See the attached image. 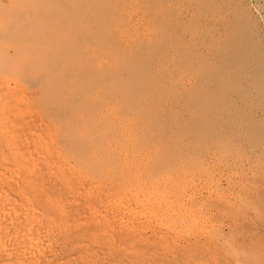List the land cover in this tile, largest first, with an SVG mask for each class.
<instances>
[{
	"label": "rangeland",
	"instance_id": "obj_1",
	"mask_svg": "<svg viewBox=\"0 0 264 264\" xmlns=\"http://www.w3.org/2000/svg\"><path fill=\"white\" fill-rule=\"evenodd\" d=\"M182 1L0 0V205L49 239L27 264H264V151L224 133L236 98L263 115L258 40L236 0Z\"/></svg>",
	"mask_w": 264,
	"mask_h": 264
},
{
	"label": "bare ground",
	"instance_id": "obj_2",
	"mask_svg": "<svg viewBox=\"0 0 264 264\" xmlns=\"http://www.w3.org/2000/svg\"><path fill=\"white\" fill-rule=\"evenodd\" d=\"M170 1V8H174V6L175 5H177V4H179V5H184V3H183V1L181 0H169ZM200 1V0H199ZM250 1V0H249ZM236 2H238V7H236V8H234V11L233 12H235L236 14H237V16H236V18H237V20L241 23V30H243V32L244 31H247L246 33V35L248 36V37H251V39L252 40H258L257 41V45H256V47H255V49L253 50V52H251V50L250 51H246V55H245V58H246V62H247V64H250V65H252L254 68V72L257 74V76H261L263 73H264V33L262 32V34L259 32V30H260V20H261V22H263L262 23V25L264 26V2H263V4L262 5H254V3H252L251 1V3H246L244 0H236ZM89 3V2H88ZM194 5V4H193ZM176 7V6H175ZM252 7H253V12H252ZM261 7H262V9H261ZM18 12V11H17ZM212 14V13H211ZM235 14V15H236ZM228 15H229V17H232V13H230V11L228 12ZM164 18H166V17H164ZM231 20H232V18H230ZM230 19L229 18H227V20H228V22H230ZM163 20V19H162ZM190 20V19H189ZM88 26H89V24H88ZM249 26V27H248ZM239 27V26H238ZM228 28V27H227ZM12 31V30H11ZM232 34V33H231ZM262 36H261V35ZM216 36H218V35H216ZM212 37V36H211ZM235 38H236V36H235ZM217 39V38H216ZM14 43V42H13ZM170 43V42H169ZM227 43H228V41H227ZM242 48V47H241ZM153 51V50H152ZM257 61V62H256ZM230 65V64H229ZM234 65V64H233ZM56 66H57V64H56ZM201 67V66H200ZM54 69V68H53ZM62 69V68H61ZM51 70V69H50ZM263 76H264V74H263ZM213 77V76H212ZM32 79V78H31ZM237 79V78H236ZM235 79V80H236ZM209 80V79H208ZM240 80V79H239ZM264 80V79H263ZM9 82V81H8ZM35 82V81H34ZM198 82V81H197ZM31 84V83H30ZM32 85V84H31ZM246 88V83H242L241 84V90L243 91V89H245ZM196 91V90H195ZM1 92V91H0ZM78 93V92H77ZM241 94V93H240ZM247 96V95H246ZM21 98V97H20ZM254 98V97H253ZM1 99V98H0ZM22 99V98H21ZM22 101V100H21ZM200 101V100H199ZM198 102V101H197ZM74 104V103H73ZM8 106V105H7ZM188 106H189V104H188ZM191 107V106H190ZM246 107H247V104H245V103H243V100H239V98H236L234 101H232V103H231V107H230V110L228 111V112H226L225 113V119L228 121V122H232V121H236L237 122V126H236V128H232V127H229V125L224 129V133H226L227 134V136H229V138H231L230 140L235 144H238V146L240 147V150L241 149H245L246 151H248V152H255V151H257V150H262V151H264V117H263V115H264V110H263V115H258L257 117L254 115V116H252L251 118H250V116H249V114H248V112H246ZM7 109V108H6ZM34 109V108H33ZM190 109V108H189ZM188 109V111H190ZM201 109V108H200ZM263 109H264V103H263ZM32 110V109H31ZM37 110V109H36ZM212 112V111H211ZM185 113H186V111H185ZM189 113V112H188ZM200 113V112H199ZM219 113V112H218ZM187 114V113H186ZM19 115H22V114H19ZM202 115V114H201ZM207 115V114H206ZM205 114H204V116H206ZM62 116V115H61ZM184 116V115H183ZM199 116H200V114H199ZM185 117H187V116H185ZM209 117V116H208ZM210 118V117H209ZM205 120H206V118H205ZM187 121V120H186ZM39 123V122H38ZM192 123V122H191ZM41 124V123H40ZM181 126V125H180ZM179 126V127H180ZM184 126V125H183ZM211 127V126H210ZM213 128V127H212ZM211 128V129H212ZM174 129V128H173ZM179 129V128H178ZM63 130V129H62ZM208 130V129H207ZM221 131H223V130H221ZM190 132V131H189ZM196 132H198L197 130H196ZM209 132V131H208ZM211 132V131H210ZM220 132V131H219ZM184 134V133H183ZM182 134V135H183ZM194 134V133H193ZM221 135H222V133H221ZM180 136V135H179ZM219 137V136H218ZM191 138V137H190ZM208 138H210V137H208ZM188 139V138H187ZM197 139V138H196ZM212 139V138H211ZM204 140V139H203ZM223 140V139H222ZM221 140V141H222ZM225 140V139H224ZM189 141H190V139H189ZM195 142H196V140H195ZM200 142H201V140H200ZM203 142V141H202ZM201 142V143H202ZM205 142V141H204ZM215 142V141H214ZM192 143V142H191ZM197 143H198V141H197ZM213 142H211V143H209V144H212ZM204 144H206V143H204ZM203 144V145H204ZM197 145H199V143L197 144ZM208 145V144H207ZM215 146V145H214ZM45 147V146H44ZM47 147V146H46ZM200 147V146H199ZM213 147V146H212ZM229 147V146H228ZM231 147V146H230ZM72 148V147H71ZM206 148V147H205ZM73 149H74V146H73ZM75 149H76V147H75ZM211 149V148H210ZM214 150V149H213ZM217 151V150H216ZM177 153V152H176ZM212 153V152H211ZM185 154V153H184ZM59 155V154H58ZM187 155V154H186ZM192 155V154H191ZM191 155L189 156V157H191ZM59 157V159H60V156H58ZM208 157V156H207ZM62 158V157H61ZM210 158V157H209ZM58 159V158H57ZM212 159V158H211ZM20 160V159H19ZM226 161L228 160V159H225ZM27 161V160H26ZM63 161V160H62ZM59 162V161H58ZM181 162V161H180ZM209 162V161H208ZM207 161H206V163H208ZM243 162V161H242ZM47 163H49V162H47ZM176 163V162H175ZM211 163V162H210ZM226 163V162H225ZM225 163H224V165H225ZM56 164H58V163H56ZM221 164V163H220ZM48 165H50V163L48 164ZM210 165V164H209ZM208 165V166H209ZM172 166V165H171ZM232 166H233V164H232ZM234 167V166H233ZM49 168H50V166H49ZM180 168H182V167H180ZM199 168V167H198ZM26 169H28V168H26ZM195 169V168H194ZM228 169V168H227ZM201 170V169H200ZM208 170V169H207ZM209 170H210V168H209ZM225 170V169H224ZM233 170V169H232ZM231 170V171H232ZM71 171V170H70ZM228 171V170H227ZM229 171H230V168H229ZM49 172V171H48ZM51 172H53V171H51ZM60 172V171H59ZM208 172V171H207ZM235 172V171H234ZM15 174V173H14ZM34 175H35V173H33ZM54 174V173H53ZM207 174V173H206ZM63 175L64 174H61L60 176H62L63 177ZM17 176V175H16ZM199 176V175H198ZM234 176V175H233ZM54 177V176H53ZM57 177V176H56ZM61 177V178H62ZM65 177H66V173H65ZM200 178H201V176H199ZM203 177H204V175H203ZM31 178V177H30ZM65 179V178H64ZM64 179H62V181L64 180ZM219 179V178H218ZM34 180H35V178H34ZM38 180V179H37ZM54 180V179H53ZM66 180H68V179H66ZM65 180V182H67ZM38 181H40V180H38ZM70 181V180H69ZM197 181V180H196ZM210 181H212L211 179H210ZM214 181V180H213ZM49 182V181H48ZM202 182H203V180H202ZM201 182V183H202ZM64 183V182H63ZM199 182H197V184H198ZM51 184V183H50ZM71 184H73V183H71ZM196 184V185H197ZM206 184V182L204 183V185ZM220 184V183H219ZM88 185V184H87ZM86 185V186H87ZM94 185V184H93ZM177 185V184H176ZM213 185V184H212ZM222 185V184H221ZM224 185H225V183H224ZM70 186V185H69ZM82 186H83V184H82ZM198 186V185H197ZM201 187H202V185H200ZM206 186V185H205ZM211 186V185H210ZM210 186H208V188L210 187ZM214 186V185H213ZM76 187H78V186H76ZM169 187V186H168ZM194 187V186H193ZM196 187V186H195ZM207 187V186H206ZM219 187V185L217 186V188ZM227 187V186H226ZM208 188H206V189H208ZM211 188H212V186H211ZM77 189V188H76ZM83 190H84V188H82ZM96 189V188H95ZM199 189V188H198ZM206 189H205V191H206ZM220 189H221V187H220ZM222 189H224V188H222ZM231 189V188H230ZM229 189V190H230ZM236 189V188H235ZM74 190V189H73ZM102 190V189H101ZM193 190H194V188H193ZM203 190V189H202ZM201 190V191H202ZM215 190V189H214ZM213 190V191H214ZM219 190V189H218ZM70 191V190H69ZM81 191V190H80ZM208 191V190H207ZM226 191V190H225ZM240 191V190H239ZM71 192H72V190H71ZM193 192V191H192ZM235 192V191H234ZM77 193V192H76ZM104 193V192H103ZM204 193V192H203ZM210 193V192H209ZM4 194V193H3ZM101 194V193H100ZM25 195V194H24ZM44 195V194H43ZM103 195V194H102ZM204 195V194H203ZM208 195V194H207ZM212 195H214L213 193H212ZM234 195H235V193H234ZM263 195V194H262ZM262 195H260L261 197H262ZM8 196V195H7ZM6 196V197H7ZM55 196V195H54ZM72 196V195H71ZM209 196V195H208ZM249 196V195H248ZM9 197V196H8ZM119 197V196H118ZM259 197V196H258ZM65 198V197H64ZM260 198V197H259ZM6 199V198H5ZM8 199V198H7ZM69 199V198H68ZM177 199V198H176ZM204 199V198H203ZM263 199H264V196H263ZM28 200V199H27ZM75 200V199H74ZM2 201H5V200H3V198H2V200L0 201V204H2L1 202ZM7 201H9V200H7ZM96 201H98L97 199H96ZM12 202V201H11ZM14 202V201H13ZM28 202H29V200H28ZM82 202V201H81ZM207 202V201H206ZM260 202H262V201H260ZM15 203V202H14ZM13 203V204H14ZM19 203V202H18ZM25 203H26V201H25ZM73 203V202H72ZM76 203V202H75ZM5 204V203H4ZM21 204V203H20ZM28 204V203H27ZM26 204V206L27 207H25V208H28L29 207V205H27ZM62 204V203H61ZM7 205H9V204H7ZM6 205V206H7ZM15 205V204H14ZM219 205V204H218ZM5 205H0V254H4L5 256H7L8 257V260H12V263L11 262H9V261H6V262H9L10 264H27V263H29L27 260H32V259H36V260H38L39 258H42V257H47V254H46V251L42 248V247H44V246H42L43 244H42V242L44 241V240H46L47 239V236H44V235H42V233L40 234L39 233V229L36 227H34V225H32L31 226V224L28 222V221H30V220H28V219H30V218H32L30 215H29V217H27L28 216V214L27 213H25V216L26 217H24V215H22V214H24L23 212H21L20 214L19 213H10L7 209H6V207H4ZM17 206H19V205H17ZM16 206V207H17ZM22 206V207H21ZM23 206L24 205H20V208H18V209H22L23 208ZM138 206V205H137ZM211 206V205H210ZM33 207V206H32ZM66 207V206H65ZM10 208H13V207H10ZM24 208V210L22 209V211H25L26 209ZM88 208H90L89 206H88ZM93 208V207H92ZM102 208V207H101ZM33 209H35V208H33ZM65 209V208H64ZM76 209V208H75ZM97 209V208H96ZM181 209V208H180ZM66 210H68V209H66ZM73 210V209H72ZM94 210H95V208H94ZM93 210V211H94ZM142 210V209H141ZM13 211H14V209H13ZM12 211V212H13ZM16 211V210H15ZM21 211V210H20ZM20 211H18V212H20ZM28 211H31V214H32V210H27V212ZM39 211V210H38ZM76 211V210H75ZM17 212V211H16ZM26 212V211H25ZM91 212V211H90ZM95 212V211H94ZM36 213H39V212H36ZM64 213V212H63ZM71 213V212H70ZM73 213V212H72ZM88 213V212H87ZM27 214V215H26ZM66 215H68V213L66 212L65 213ZM78 214H80V213H78ZM95 214V213H94ZM103 214V213H102ZM238 214V213H237ZM22 215V216H21ZM32 215H34V212H33V214ZM39 215V214H38ZM41 216L43 215V213L42 214H40ZM88 215H90V214H88ZM93 215V214H92ZM111 215V214H110ZM120 215V214H119ZM232 215V214H231ZM242 215V214H241ZM44 216V215H43ZM43 216H42V218H43ZM73 216V215H72ZM96 216V215H95ZM104 216V215H103ZM113 216V215H112ZM115 216V215H114ZM183 216V215H182ZM264 216V215H263ZM3 217H6L5 218V220L7 219V226H8V224H9V226H8V228L9 229H7V227H5V223H3L2 224V222H4V219H3ZM34 217H39V216H37V214L34 216ZM33 217V218H34ZM45 217H47V216H45ZM44 217V218H45ZM63 217H65V216H63ZM74 217V216H73ZM88 217H90V216H88ZM241 217V216H240ZM239 217V218H240ZM67 217H65V219H66ZM84 218V217H83ZM86 218H87V215H86ZM121 218V217H120ZM142 218V217H141ZM213 218V217H212ZM251 218V217H250ZM250 218H249V220H250ZM27 219V220H26ZM39 219V218H38ZM80 219H82V218H80ZM93 219V218H92ZM96 219V218H95ZM231 219V218H230ZM25 220L27 221V222H25ZM33 220V219H32ZM34 220H35V218H34ZM47 220L49 221V220H51V219H49V218H47L46 219V222H47ZM57 220V219H56ZM85 220V219H84ZM119 220V219H118ZM133 220V219H132ZM232 220H234V219H232ZM263 220V219H262ZM35 221H37V219L35 220ZM40 221L42 222V220H40L39 219V221L37 222V223H40ZM43 221H45V220H43ZM53 221V223H54V220H52ZM52 221H50V222H52ZM59 221H60V219H59ZM63 221H64V219H63ZM82 221H83V219H82ZM127 221V220H126ZM137 221V220H136ZM6 222V221H5ZM33 222V221H32ZM65 222H67V221H65ZM104 222V221H103ZM107 222V221H106ZM118 222V221H117ZM120 222V221H119ZM148 222V221H147ZM252 222V221H251ZM251 222H250V224H251ZM36 223V224H37ZM132 223V222H131ZM137 224H138V222H136ZM254 223V222H253ZM36 224H35V226H36ZM41 224V226H44V225H42V223H40ZM96 224V223H95ZM105 224V223H104ZM104 224H102V225H104ZM111 224V223H110ZM126 224V223H125ZM124 224V225H125ZM130 224V223H129ZM134 223H132V225H133ZM4 225V226H3ZM48 225H49V223H48ZM52 225V224H51ZM63 225V224H62ZM83 225V224H82ZM98 225V224H97ZM100 225V224H99ZM108 226H109V224H107ZM106 225V226H107ZM131 225V224H130ZM245 225V224H244ZM57 226H58V224H57ZM60 226V225H59ZM87 226V225H86ZM107 226V227H108ZM111 226V225H110ZM113 226V225H112ZM122 226H123V224H122ZM147 226V225H146ZM149 226V225H148ZM251 226V225H250ZM34 229H33V228ZM50 227V226H49ZM51 227H53V226H51ZM54 227H56V225L54 226ZM114 227H115V225H114ZM182 227V226H181ZM232 227H233V225H232ZM245 227V226H244ZM45 228H46V225H45ZM102 228V227H101ZM105 228V227H104ZM176 228V227H175ZM234 228V227H233ZM243 228V227H242ZM32 229L33 230H35V229H37V230H35L36 231V234L32 231ZM42 229H44L43 227H42ZM48 229V228H47ZM53 229V231H54V228H51V230ZM64 229V228H63ZM79 229V228H78ZM81 229V228H80ZM82 229H84V228H82ZM87 229V228H86ZM86 229H85V231H86ZM89 229V228H88ZM91 229V228H90ZM90 229H89V231H90ZM97 229V228H96ZM105 229H108V228H105ZM104 229V230H105ZM151 229H152V227H151ZM252 229V228H251ZM44 230H46V229H44ZM55 230L57 231V229L55 228ZM60 230V229H59ZM68 230V229H67ZM147 230V229H146ZM234 230H236V229H234ZM244 230H246V228L244 229ZM253 230H255V228H253ZM38 231V232H37ZM56 231H54V232H56ZM64 231V230H63ZM78 231H80V230H78ZM100 231V230H99ZM113 231V230H112ZM145 231V230H144ZM152 231V230H151ZM238 231V230H237ZM236 231V232H237ZM263 231V230H262ZM44 232H47V230L46 231H44ZM48 232L50 233L51 231H50V228H49V230H48ZM47 232V233H48ZM82 232V231H81ZM96 232V231H95ZM98 232V231H97ZM130 232V231H129ZM153 232H154V230H153ZM243 232V231H242ZM60 233V232H59ZM63 233V232H62ZM69 233V232H68ZM75 233V232H74ZM82 233H84V231L82 232ZM81 233V234H82ZM103 233V232H102ZM104 233H106V232H104ZM117 233V232H116ZM139 233V232H138ZM145 233V232H144ZM253 233H255V232H253ZM259 233V232H258ZM52 234V233H51ZM54 234V233H53ZM84 234H87V233H84ZM91 234H92V231H91ZM90 234V235H91ZM94 234V233H93ZM96 234V233H95ZM133 234H134V231H133ZM140 234V233H139ZM148 234V233H147ZM146 234V235H147ZM160 234V233H159ZM158 234V235H159ZM164 234V233H163ZM262 234V233H261ZM57 235V233L55 234V236ZM78 235V234H77ZM83 235V234H82ZM107 235H109V233H107ZM111 235V234H110ZM169 235V234H168ZM255 235H256V233H255ZM53 236V235H52ZM72 236V235H71ZM76 236V235H75ZM80 235H78V237H79ZM91 236H93V235H91ZM132 236V235H131ZM148 236V235H147ZM147 236H146V238H147ZM179 236V235H178ZM182 236H184V235H182ZM239 236V235H238ZM250 236V235H249ZM262 236V235H261ZM46 237V238H45ZM50 237H51V235H50ZM49 237V238H50ZM57 237V236H56ZM85 237V236H84ZM88 237H90V236H88ZM100 237V236H99ZM104 237V236H103ZM107 237H109L110 238V236H107ZM136 238H137V236H135ZM159 237V236H158ZM167 237V236H166ZM245 237H246V235H245ZM259 237H260V235H259ZM264 237V236H263ZM63 238V237H62ZM93 238V237H92ZM108 238V239H109ZM113 238V237H112ZM160 238V237H159ZM162 238V237H161ZM183 238V237H182ZM181 238V239H182ZM203 238H205V237H203ZM252 238V237H251ZM9 239H12L13 241H15L16 242V246H15V249L14 250H10V248H7L6 247V242L9 240ZM52 239H53V237H52ZM57 239V238H56ZM80 239V238H79ZM89 239H91V238H89ZM100 239V238H99ZM98 239V240H99ZM105 238H103L102 240H104ZM111 239V238H110ZM121 239V238H120ZM124 239V238H123ZM131 239V238H130ZM145 239V238H144ZM156 239H157V237H156ZM171 239V238H170ZM185 239H187V237L185 238ZM192 239V238H191ZM210 239V238H209ZM244 239V238H243ZM246 239V238H245ZM260 239V238H259ZM11 240V241H12ZM48 241H49V239H47ZM53 240H55V239H53ZM60 240V239H59ZM62 240V239H61ZM60 240V241H61ZM76 240V239H75ZM101 240V239H100ZM107 240V239H106ZM112 240V239H111ZM132 240V239H131ZM188 240V239H187ZM187 240H185V241H187ZM206 240V239H205ZM211 240V239H210ZM10 241V240H9ZM12 241V242H13ZM58 241V240H57ZM72 241V240H71ZM82 241V240H81ZM80 241V242H81ZM87 241V240H86ZM85 241V242H86ZM95 241H97V240H95ZM105 241V240H104ZM108 241H110V240H108ZM125 241V240H124ZM134 241V240H133ZM133 241H131V242H133ZM141 241H142V239H141ZM149 241V240H148ZM147 241V242H148ZM151 241H154V237H153V240H151ZM151 241H149V242H151ZM162 241V240H161ZM165 241V240H164ZM247 241V240H246ZM249 241V240H248ZM260 241V240H259ZM11 242V243H12ZM76 242V241H75ZM92 242V241H91ZM98 242V241H97ZM121 242V244H122V242L123 241H120ZM126 242V241H125ZM155 242V241H154ZM171 242V241H170ZM187 242H189V241H187ZM206 242V241H205ZM209 242V241H208ZM262 242V241H261ZM264 242V241H263ZM45 243V242H44ZM65 243V242H64ZM73 243V242H72ZM84 243V242H83ZM90 243V242H89ZM115 243V242H114ZM130 243V242H129ZM134 243V245H136L135 244V242H133ZM143 243V242H142ZM152 243V242H151ZM201 243V242H200ZM210 243V242H209ZM214 243V242H213ZM212 243V244H213ZM238 243V242H237ZM260 243V242H259ZM42 244V245H41ZM51 243L49 242L48 244L46 243V245L45 246H49ZM55 244V243H54ZM61 244H63V242L61 243ZM74 244V243H73ZM72 244V245H73ZM77 244H78V242H77ZM80 244V243H79ZM81 244H82V242H81ZM97 244V243H96ZM108 244H110L111 245V243H108ZM166 244V243H165ZM191 244V243H190ZM211 244V245H212ZM253 244V243H252ZM251 244V245H252ZM58 245H59V243H58ZM71 245V244H70ZM76 245V244H75ZM85 245H86V243H85ZM92 245V244H91ZM103 245V244H102ZM101 245V246H102ZM130 245V244H129ZM133 245V244H132ZM152 245V244H151ZM183 245V244H182ZM201 245V244H200ZM248 245V244H247ZM250 245V244H249ZM248 245V246H249ZM14 246V245H13ZM82 246V245H81ZM88 247H89V245H87ZM98 246V245H97ZM112 246H113V242H112ZM172 246H173V244H172ZM178 246V245H177ZM206 246V245H205ZM248 246H246V247H248ZM12 247V246H11ZM69 247V246H68ZM67 247V248H68ZM73 247H74V245H73ZM79 247V246H78ZM91 247V246H90ZM104 247H105V245H104ZM131 247V246H130ZM145 247V246H144ZM182 247V246H181ZM196 247H197V245H196ZM195 247V248H196ZM209 248H210V246H208ZM250 247H252V246H250ZM254 247V246H253ZM258 247V246H257ZM58 248H60L59 246H58ZM65 248V247H64ZM75 248V247H74ZM93 248V247H92ZM91 248V249H92ZM99 248V247H98ZM146 248H147V246H146ZM151 248V247H150ZM157 248V247H156ZM155 248V249H156ZM185 248V247H184ZM194 248V247H193ZM194 248V249H195ZM199 248V247H198ZM209 248H208V250H209ZM216 248V247H215ZM13 249V248H12ZM73 249V248H72ZM111 250H112V248H110ZM129 249V248H128ZM136 249H138V247H136ZM135 249V250H136ZM181 249V248H180ZM187 249V248H186ZM192 249V248H191ZM203 249V248H202ZM218 249V248H217ZM53 250H54V248L53 249H50V250H47V251H49L50 253L51 252H53ZM65 250V249H64ZM67 250V249H66ZM76 250H79V248H77ZM75 250V251H76ZM88 250H89V248H88ZM87 250V251H88ZM109 250V249H108ZM131 250V249H130ZM145 250V249H144ZM149 250V249H148ZM158 250V249H157ZM197 250V249H196ZM201 250V249H200ZM213 250V249H212ZM262 250H263V248H262ZM82 251V250H81ZM101 251V250H100ZM105 251V250H104ZM133 251V250H132ZM165 251V250H164ZM190 251V250H189ZM198 251V250H197ZM214 251V250H213ZM217 251H219V250H217ZM56 252V251H55ZM55 252H53V254L55 255L56 253ZM70 252H72V251H70ZM74 252V251H73ZM108 252V251H107ZM110 252V251H109ZM136 252H137V250H136ZM158 252V251H157ZM160 252V251H159ZM261 252V251H260ZM62 253V252H61ZM87 253V252H86ZM118 253V252H117ZM215 253V252H214ZM259 253V252H258ZM37 254H39V255H37ZM52 254V253H51ZM53 254H52V256H53ZM92 254V253H91ZM116 254V253H115ZM124 254V253H123ZM134 254H136V253H134ZM153 254V253H152ZM169 254V253H168ZM172 254V253H171ZM190 254V253H189ZM4 255H0L1 257H2V259H3V257H4ZM77 255V254H76ZM101 255V254H100ZM104 255V254H103ZM125 255H128V253H126V254H124V257H125ZM131 255H132V253H131ZM164 255V254H163ZM172 255H174V254H172ZM171 255V256H172ZM48 256H49V254H48ZM52 256L51 257H48V259H46V260H43V261H45V264H54L53 262H55L56 261V258H53L55 261H52V260H49V258H51L52 259ZM60 256H61V254H60ZM81 256V255H80ZM107 256V255H106ZM112 256V255H111ZM183 256V255H182ZM185 256H188L187 254L185 255ZM222 256V255H221ZM56 257V256H55ZM78 257V256H77ZM174 257V256H173ZM181 257V256H180ZM184 257V256H183ZM193 257V256H192ZM211 257H213V256H211ZM216 257V256H215ZM5 258V257H4ZM44 258V259H45ZM68 258V257H67ZM67 258H65V259H67ZM70 258V257H69ZM73 258V257H72ZM82 258V257H81ZM119 258V257H118ZM132 258V257H131ZM146 258V257H145ZM261 258H262V256H261ZM7 259V258H6ZM43 259V258H42ZM64 259V260H65ZM75 259V258H74ZM85 259V258H84ZM163 259V258H162ZM226 259V258H225ZM254 259V258H253ZM1 260V259H0ZM63 260V261H64ZM90 260V259H89ZM94 260V259H93ZM97 260V259H96ZM168 260H169V258H168ZM182 260H184V259H182ZM186 260V259H185ZM250 260H252V259H250ZM33 261V260H32ZM66 261V260H65ZM131 261H132V259H131ZM148 261V260H147ZM174 261V260H173ZM191 261V260H190ZM31 262V261H30ZM39 262V261H38ZM59 262H60V260H59ZM141 262V261H140ZM159 262H161V260L159 261ZM195 262V261H194ZM198 262V261H197ZM229 262V261H228ZM33 263V262H32ZM37 263V262H36ZM44 263V262H43ZM98 263V262H97ZM113 262H111V264H112ZM117 263V262H116ZM115 263V264H116ZM127 263V262H126ZM154 263V262H153ZM171 263H172V261H171ZM192 263V262H191ZM253 263V262H252ZM255 263V262H254ZM5 264V263H4ZM31 264V263H30ZM56 264H57V262H56ZM74 264H77V261H76V263H74ZM90 264V263H89ZM95 264V263H94ZM114 264V263H113ZM128 264V263H127ZM134 264H135V262H134ZM137 264V263H136ZM150 264H151V262H150ZM231 264V263H230ZM261 264V263H260Z\"/></svg>",
	"mask_w": 264,
	"mask_h": 264
}]
</instances>
